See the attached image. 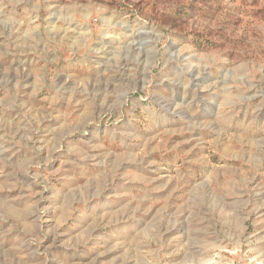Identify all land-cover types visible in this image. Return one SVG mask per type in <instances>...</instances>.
<instances>
[{"label": "rangeland", "instance_id": "obj_1", "mask_svg": "<svg viewBox=\"0 0 264 264\" xmlns=\"http://www.w3.org/2000/svg\"><path fill=\"white\" fill-rule=\"evenodd\" d=\"M0 264H264V0H0Z\"/></svg>", "mask_w": 264, "mask_h": 264}, {"label": "bare ground", "instance_id": "obj_2", "mask_svg": "<svg viewBox=\"0 0 264 264\" xmlns=\"http://www.w3.org/2000/svg\"><path fill=\"white\" fill-rule=\"evenodd\" d=\"M145 32V31H144ZM144 32H138V31H133L132 32V34H131V36L134 38V39H132L131 41V43H132V48L133 49H138V50H141L142 51V49H144V48H146V46H147V43L149 42L150 43V41L151 40H147L146 41V34H148V33H144ZM152 35V34H151ZM148 36H149V34H148ZM130 43V42H129ZM142 53V52H141ZM140 56V55H139ZM145 59V58H144ZM147 60V59H146ZM123 69V68H122ZM124 70H125V67H124ZM119 79H121L120 77H118ZM110 82H111V80H110ZM114 83V82H113ZM107 84V83H106ZM105 84V85H106ZM111 84H112V82H111ZM104 85V86H105ZM113 86H114V84H112ZM165 102H166V99H163Z\"/></svg>", "mask_w": 264, "mask_h": 264}]
</instances>
